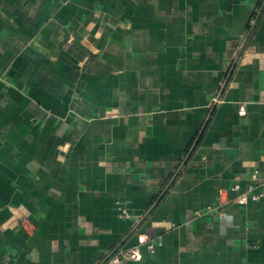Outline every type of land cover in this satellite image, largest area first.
<instances>
[{"label":"crops","instance_id":"crops-1","mask_svg":"<svg viewBox=\"0 0 264 264\" xmlns=\"http://www.w3.org/2000/svg\"><path fill=\"white\" fill-rule=\"evenodd\" d=\"M263 154L264 0H0L1 259L264 264Z\"/></svg>","mask_w":264,"mask_h":264},{"label":"built area","instance_id":"built-area-1","mask_svg":"<svg viewBox=\"0 0 264 264\" xmlns=\"http://www.w3.org/2000/svg\"><path fill=\"white\" fill-rule=\"evenodd\" d=\"M241 113L245 114L246 110L242 109ZM263 160H264V154H263ZM257 176H258V170H256L253 173L252 177L253 179H257ZM236 186L238 187V185ZM249 190L252 191L250 196L247 193H242L238 195L236 200L239 203H246L250 198H252L253 200H260L264 197V192L263 191L255 192L253 186H250ZM118 204H120V202H118ZM119 209L121 210V214L123 216L127 218H130L132 216L126 208L119 206ZM196 213L200 214V212H196ZM219 214L221 216L223 215L222 212H220ZM172 225L174 226V224ZM161 243H162L161 240H154L149 235L140 233L138 234L137 245L117 249L109 256L105 264H123L126 261H138L143 256L142 246H145L149 252H154L157 246L161 245ZM0 264H10V262L7 258L4 259L0 258Z\"/></svg>","mask_w":264,"mask_h":264}]
</instances>
